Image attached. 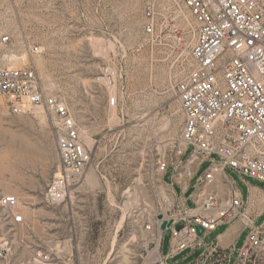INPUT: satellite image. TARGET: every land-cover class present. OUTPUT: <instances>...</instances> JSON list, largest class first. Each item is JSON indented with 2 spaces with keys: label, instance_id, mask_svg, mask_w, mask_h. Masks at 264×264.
Here are the masks:
<instances>
[{
  "label": "rangeland",
  "instance_id": "374dc122",
  "mask_svg": "<svg viewBox=\"0 0 264 264\" xmlns=\"http://www.w3.org/2000/svg\"><path fill=\"white\" fill-rule=\"evenodd\" d=\"M166 4L176 7L170 26L149 41L143 36L145 0H0V70L32 68L46 93L66 103L84 142L92 141L85 142L92 151L87 173L91 169L96 182L85 179L67 204L47 206L44 195L60 167L53 118L43 107L13 114L0 100V197L16 196V213L26 220L9 234L0 220V237L7 234L13 246L10 264H34L39 250L62 251L73 264H154L156 220L174 205L172 169L165 174L160 163L180 160L184 115L175 86L190 70L195 40L189 11L180 0ZM176 32L187 36V49ZM230 174L245 196L249 184L264 189ZM204 248L169 264H228L216 253L200 258ZM240 264H264V251L250 252Z\"/></svg>",
  "mask_w": 264,
  "mask_h": 264
},
{
  "label": "built area",
  "instance_id": "2783aa9c",
  "mask_svg": "<svg viewBox=\"0 0 264 264\" xmlns=\"http://www.w3.org/2000/svg\"><path fill=\"white\" fill-rule=\"evenodd\" d=\"M169 1L176 2L145 0L146 40L160 39L168 30L169 17L176 11L175 5L166 4ZM180 2L194 18L195 40L189 51L190 70L175 86L184 115L177 151L180 160L160 163L165 174L172 169L174 205L162 220H156L161 238L154 264H169V260L189 250L204 248L207 234L234 221L242 222L247 237L240 250L226 258L231 264L238 254L234 264H240L250 252L264 251V221L258 224L264 212L257 209L263 198L250 191L244 198L230 174L264 184V0ZM175 37L183 48H188L187 36L176 32ZM9 40L4 37L2 42ZM33 52L39 53V48ZM0 100L7 102L13 114L43 107L52 116L60 167L47 186L44 202L49 207L67 204L84 184L92 162V151L70 109L46 93L36 71L28 67L0 70ZM111 104L115 106L116 99ZM206 164L204 174L197 176ZM19 207L16 196L0 197V220L9 229L7 234L26 223L24 216L16 213ZM165 221L172 225L162 231ZM168 231L169 251L165 254ZM7 234L0 237V264H10L13 258ZM63 255L62 251L39 250L33 260L34 264L71 262L72 257Z\"/></svg>",
  "mask_w": 264,
  "mask_h": 264
},
{
  "label": "crops",
  "instance_id": "0c3cea01",
  "mask_svg": "<svg viewBox=\"0 0 264 264\" xmlns=\"http://www.w3.org/2000/svg\"><path fill=\"white\" fill-rule=\"evenodd\" d=\"M204 172L205 171L199 170L197 172V176L203 175ZM171 183L172 182H170L168 184H171ZM254 189H256V190H254ZM248 191H250L251 195L255 194V195H257V197L263 198L262 200H259L257 209L259 212L260 211L264 212V197L262 195L264 189H262L261 186L249 184L248 185ZM242 194H243V192H242ZM243 196H244V198H247L248 194H247V196H245L243 194ZM262 218H264V216ZM222 227H224V230L222 232L218 233L216 238H214L210 242H207V240H206L207 237L212 235V233L217 232ZM214 232L207 234L203 239V241L205 243V248H204V252L202 253V255H204V256H206V252H209L210 255H213L216 253L219 255V257H221V255H224L225 257L231 256L233 253L238 252L240 250V248L238 247V242L241 239V237L243 236V234L247 233L245 226L240 221H234L230 224L222 225V226L218 227V229L215 230ZM246 237H247V234H246ZM213 249H215V250L213 251ZM73 263H74V261L71 260V262H68L67 264H73Z\"/></svg>",
  "mask_w": 264,
  "mask_h": 264
},
{
  "label": "bare ground",
  "instance_id": "6f19581e",
  "mask_svg": "<svg viewBox=\"0 0 264 264\" xmlns=\"http://www.w3.org/2000/svg\"><path fill=\"white\" fill-rule=\"evenodd\" d=\"M21 60V62H22V58H17V60H16V62H17V64H18V62ZM81 135L83 136L84 134L81 132ZM86 141V143L88 144V146H91V144H92V141L89 139V138H86L85 139ZM94 178H93V171L90 169V171L87 173V178H86V180H88V182H90V184H91V182H95V180H93ZM87 182V183H88ZM96 183V182H95ZM165 216V215H164ZM160 238H161V235L159 236V239H158V242H157V247H156V250L154 251V257H155V259L159 256V247H160Z\"/></svg>",
  "mask_w": 264,
  "mask_h": 264
},
{
  "label": "water",
  "instance_id": "95a60500",
  "mask_svg": "<svg viewBox=\"0 0 264 264\" xmlns=\"http://www.w3.org/2000/svg\"><path fill=\"white\" fill-rule=\"evenodd\" d=\"M164 217H163V215H159V217H158V219L159 220H162ZM172 225V222H167V221H165L164 223H163V225H162V227H161V229H162V231H165L166 230V228L167 227H170ZM180 228H178V230H179ZM197 232H198V234L201 236L202 235V232H201V229L200 228H197Z\"/></svg>",
  "mask_w": 264,
  "mask_h": 264
}]
</instances>
